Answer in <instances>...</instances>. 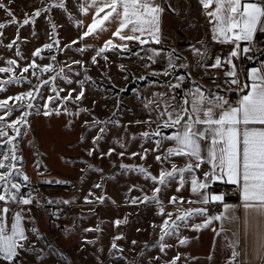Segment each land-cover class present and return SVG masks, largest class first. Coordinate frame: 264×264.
<instances>
[{
	"label": "rangeland",
	"instance_id": "obj_1",
	"mask_svg": "<svg viewBox=\"0 0 264 264\" xmlns=\"http://www.w3.org/2000/svg\"><path fill=\"white\" fill-rule=\"evenodd\" d=\"M36 2L27 6L22 0H0L6 6L0 9V23L6 25L0 29V68L10 69L0 72V101L27 92L35 97L8 100L13 106L8 115L0 109V117H4L0 123L4 125L28 113L27 123L16 125L19 134L5 127L7 135L0 136V161L6 165L0 173L14 165L7 186L0 183V194L6 196L0 201V217L5 224L15 206L27 237L14 264H171L174 259L176 264H203L191 254L179 256L184 246L180 240L189 235L187 218L177 221L178 227L161 240L160 225L164 220H175L192 210L185 208L184 200L177 196L192 195L190 190L181 188L173 192L175 195L168 194V200L177 198L174 207L165 217L161 214L153 218L148 202L162 201V197L155 195L152 199L153 194L147 192L158 183L149 175L148 136L141 133L138 163L132 155L137 146L131 135L136 132L117 122L118 115L125 113L123 101L139 91L136 85L123 92L131 79L120 63L129 64L130 57L119 58L109 51L97 55L99 47L82 52L68 47L74 40V28L72 17L66 19V9L74 6V0H64L63 8L53 6L60 0ZM38 9H44L41 15L23 24ZM7 10L15 15V24L9 22L12 17ZM53 24L58 30H53ZM45 44L52 47L45 48ZM36 49L41 50L38 56L33 55ZM46 66H50L48 71H43ZM24 68L28 71L24 72ZM10 79L15 82L7 83ZM69 94L71 98L65 99ZM8 137H14L11 143ZM13 149L16 160L12 159ZM13 183L20 186L18 192L11 188ZM10 193L17 199L8 198ZM145 196L150 199L145 201ZM21 197L32 202L19 203ZM5 208L6 213L2 211ZM117 220L122 223L116 224ZM213 239L214 233L205 228L192 240L196 245L190 243L192 248L209 250L208 264L223 261ZM0 264L9 262L0 258Z\"/></svg>",
	"mask_w": 264,
	"mask_h": 264
},
{
	"label": "crops",
	"instance_id": "obj_2",
	"mask_svg": "<svg viewBox=\"0 0 264 264\" xmlns=\"http://www.w3.org/2000/svg\"><path fill=\"white\" fill-rule=\"evenodd\" d=\"M22 1L27 6H30L37 0ZM153 2L163 9L160 14L158 42L147 33L141 36V39L147 41L145 44H141L136 40L121 41L118 37L113 36L119 20L107 22L103 31L98 30L94 34L84 37L83 33L88 30V25L92 23L95 14L96 6L92 4V0H74V6L72 5V8L68 7L66 9L68 11L66 19L70 20L72 17V27L74 28V40H70L67 46L76 48L79 52L91 47L102 48L108 40H112L116 45H127V48L109 47L106 52H113L119 58L129 56L131 59L129 64L123 65L122 61L120 63L122 71L128 79L130 78L134 81H138L143 77V82H136L132 86V89L136 85L139 86L138 95L130 98V100L123 99L125 113L118 115L119 121L117 120V122L118 124L121 122V126H128L130 130L136 132V134L131 135L132 141H136L135 144L137 146V150L133 151L136 155H132L135 156L134 160H137L138 163L140 162L139 150L141 143L139 139L141 133H149L146 145L149 155V175L150 177H159L161 171H171L173 165L176 168H184L188 163L193 165L198 163L195 158L167 155V149L176 147V142L166 137L174 136L183 130L178 125L164 127L165 122L168 121V112L179 109L181 105H184L186 99L191 100L192 93L196 89H199L209 99L219 96L227 101L231 96H235V102L231 103V105H235L242 95L247 94L249 90V88H245V85L250 86L252 83L249 79L251 69H264V37L262 36L264 31H260L258 27L255 34L261 35L260 37H255L254 34L252 41H239V47H237V44L224 41L223 37L218 34H215L216 38H214L215 20L207 15L200 0H153ZM99 4L100 0H98ZM81 8H85L87 11H81ZM214 8L215 5L213 4L209 10H214ZM55 11L60 12L58 9ZM55 29L58 30V27ZM122 34L132 35L129 29H125ZM136 35L140 34L136 33ZM245 47H248L250 51L245 53L243 51ZM234 49L237 50L238 55L231 57V52ZM196 50H198L199 54ZM259 51H261L262 55L256 58ZM217 58L223 63L221 67L214 68L212 65ZM229 58H231L232 64L226 63ZM243 59L249 61L254 59V62L243 67L240 62ZM56 62L60 65L59 54H56ZM170 64L174 65V67H169ZM232 65H235L238 84H232L231 80L233 78L226 75L232 69ZM156 76H167V78L162 79ZM216 82L222 83L223 86H218ZM177 84L180 87V95L178 97L174 94V86ZM113 86L115 88L119 87ZM242 89L243 91H241ZM184 106L191 110L190 103ZM220 111L222 109H214V114ZM215 118H218V115ZM185 119L187 118L185 117ZM255 126L260 127V125ZM195 127L200 131H206L208 128L207 125L203 124H197ZM157 131L160 132V135H156ZM211 140L212 136L209 132L207 133V139L199 141L201 144V155L205 160L207 158V150L211 147ZM157 156L161 157V159L157 160ZM113 167L115 165L111 168ZM209 170L210 165L204 162L201 163L200 168H193L191 172H185L183 174V183L181 182V174L178 172L173 177L168 178L167 183L164 185H161L158 179L154 180L159 183L155 185L156 188L160 189L155 195L162 197V201L148 202L150 215L155 218V216L163 214L165 217L167 212H170L174 207L173 205H175L174 202L167 199L168 194H173L174 191H182L181 188L190 190L192 195L185 196V198H183V195H177L184 200L185 208L197 209L204 207L206 213L203 215L193 214L187 217L189 235L185 234L184 236L187 243L180 247L182 253L179 252V256L191 254L194 258L203 261V264H208L209 250L203 251L190 246L192 242L196 245V241L192 240H196L200 232H203V229L206 228L214 233L213 243H216L215 249L217 253L222 255L223 261L216 264H228L232 256L233 248L231 245L234 240L239 241L236 244V250L240 254L235 258L233 264H264V250L261 249V244L264 243V217L258 216L255 212H246L242 206L237 186L225 182L227 177L224 180L210 182L208 189L201 190L209 194V197L211 194H220L219 187L222 184L235 186L237 196L233 199L219 202L210 201L208 204L203 203L201 195L191 191L192 177L195 176L198 180H204V173ZM173 184L176 190H173ZM156 188L149 187L147 192L154 195V189ZM178 189L180 190L178 191ZM225 204L232 206L231 214L225 210ZM221 213L224 214V218L212 220L208 227L199 230L194 227ZM16 214L15 206H12L7 216V222H5L6 231H10Z\"/></svg>",
	"mask_w": 264,
	"mask_h": 264
},
{
	"label": "snow or ice",
	"instance_id": "obj_3",
	"mask_svg": "<svg viewBox=\"0 0 264 264\" xmlns=\"http://www.w3.org/2000/svg\"><path fill=\"white\" fill-rule=\"evenodd\" d=\"M201 5L206 10L209 17L214 18L215 27L213 29L214 38L215 34L222 36L224 41L232 42L237 44L239 47V41H252L254 34L257 32L259 27L260 31H264V0H200ZM92 4L96 6L95 14L93 16L92 23L88 25V30L83 33V36H89L95 32L103 31L105 24L112 20H119L118 27L113 33V36L118 37L121 41H139L141 44L147 43V41L141 39L145 33L153 36L158 42L160 14L163 9L159 5H155L153 0H92ZM215 5L214 10H209L211 5ZM98 5V6H97ZM56 7L63 8L64 0H60V3L53 5ZM6 6L0 3V9H4ZM8 15L12 17L9 21L12 24L16 23L15 15L10 11ZM41 11L44 9H38L32 13L31 17H26L23 20V24L27 25L33 22L36 17L41 15ZM81 11H87L85 8H81ZM103 13V15H101ZM6 25L0 23V29L5 28ZM53 30L55 25L53 24ZM129 29L132 35H123V31ZM139 33L140 35H136ZM83 39V37H81ZM15 43V41L13 42ZM75 43V41H73ZM12 45H9L11 47ZM45 48H51V44H45ZM109 47L127 48L126 44L116 45L112 40L105 42L104 47L99 49L97 55L105 52ZM40 49H36L33 53L34 56L40 55ZM82 51V50H81ZM199 54L198 50H196ZM245 53L249 52L250 49L245 47L243 49ZM19 55V53H17ZM238 52L234 49L231 52V57H236ZM93 63L96 62V58L93 57ZM105 59H107L105 57ZM151 59V57H150ZM9 64H14L15 61H8ZM222 61L217 58L216 62L212 67L217 68L222 66ZM226 63L232 64L231 58ZM34 65H30L33 67ZM50 66H46L43 71H48ZM169 67H174L170 64ZM10 71L8 68H0V72ZM24 72L28 71V68L23 69ZM167 74V73H166ZM227 76L232 77V84H238L236 79L235 65H232V69L226 73ZM143 77H141L142 79ZM182 79V77H181ZM249 79L252 81L251 85H245V88H249L247 94L242 95L241 99L235 104L231 105L228 101L224 100L223 97H215L209 99L204 96L199 89H196L192 93L191 100H185L184 105L191 104V110L181 105L179 109H174L168 112V121L165 122L164 127L169 126H180L183 130L178 132L174 136L166 137L167 139L174 140L176 147H170L167 149L168 156H187L195 158L198 163L193 165L192 163L186 164L184 168H176L173 165L172 170L165 172L161 171L159 177H151L153 180L159 181L161 185L167 183V179L173 177L177 172L181 174L183 183V174L185 172H191L193 168H200L201 163L207 162L210 165V170L204 173V180H198L195 176L191 180V191L195 194L203 197V203L208 204L211 202H219L223 200L222 194H209L202 192L201 190L208 189L210 182L217 180H224L225 182L231 183L237 186L239 189L240 199L242 201L243 208L247 211L255 212L258 216L264 217V69H251L249 73ZM12 79L7 83H13ZM47 84L48 81H43ZM174 87H179V84ZM2 88V84H0ZM38 90V88H37ZM243 91V89L241 90ZM83 95L81 92L80 96L76 99L79 100ZM32 96L31 92L23 93L16 97H9L6 100L0 101V109H5V114L8 115L13 111V106L9 105L8 100L20 101L23 97ZM69 97L65 99H70ZM53 97H49L52 100ZM28 107H32L31 104ZM47 108V104H45ZM214 109H222L219 113L214 114ZM49 113L46 111L45 115ZM28 113H23L22 116L12 121L11 124L4 125L0 123V136H6L4 128H13L19 134V128L17 124H26V116ZM218 115V118H215ZM185 117L187 119H185ZM4 117H0V121H3ZM197 124L207 125L206 131H200L195 126ZM255 125H260L256 127ZM211 133V147L207 150V158L201 155V139H207V133ZM144 136H148L149 133H143ZM156 135H160L157 131ZM14 137H8V143L13 141ZM159 143V142H158ZM12 159L16 160L18 157L15 155V150H12ZM91 154V153H90ZM133 155H136L133 153ZM8 157L5 156V159ZM143 158V157H142ZM157 160L161 157L157 156ZM6 165L3 161H0V168H5ZM8 171L0 173V183L5 186L10 182L12 175V169L14 165H8ZM144 172V169H140ZM28 179L27 176L24 177ZM98 187V185H97ZM11 188L19 191L20 186L18 184H11ZM7 191V187H6ZM160 189H154L155 193L159 192ZM179 191V189H178ZM8 198L16 200L17 197L14 194H9ZM6 196L0 194V201H4ZM150 198L145 196L144 200L147 201ZM176 197H173L171 202L176 201ZM22 204L31 203V199L21 197L18 201ZM135 203V201H133ZM64 203H68L65 201ZM224 208L231 214L232 206L225 204ZM3 212H8L5 208ZM163 211V210H161ZM206 213V209L197 208L185 212L183 215L177 216L175 220H164L161 228V240L165 236L171 235L172 231L178 227L177 221H183L188 216L193 214L203 215ZM171 214H169L170 216ZM224 218V214L213 216L206 220L202 224H197L194 227L199 230L208 227L212 220H221ZM22 217L19 213L16 214L14 222L11 224L10 231H6L3 217H0V258L8 261L9 264H14L15 258L19 255L18 249H23L24 244L22 241L26 240L24 229L21 226ZM122 221L117 220L116 224H120ZM35 231V229H33ZM116 237L115 239H119ZM135 243V241H133ZM181 244L187 243L186 239L180 240ZM238 240H234L231 247L233 248L232 256L228 261V264H233L235 258L240 254L236 250V244ZM113 248H116V244L113 243ZM261 249L264 250V243L261 244ZM31 250V249H29ZM163 251V246L161 247ZM177 257L176 259H178ZM211 259V256L209 257ZM171 264H176L175 259Z\"/></svg>",
	"mask_w": 264,
	"mask_h": 264
},
{
	"label": "built area",
	"instance_id": "obj_4",
	"mask_svg": "<svg viewBox=\"0 0 264 264\" xmlns=\"http://www.w3.org/2000/svg\"><path fill=\"white\" fill-rule=\"evenodd\" d=\"M235 99V96H231L227 101L229 104H231L235 102ZM219 192L223 195V200L233 199L237 196V190L235 186L229 184H222L219 187Z\"/></svg>",
	"mask_w": 264,
	"mask_h": 264
},
{
	"label": "trees",
	"instance_id": "obj_5",
	"mask_svg": "<svg viewBox=\"0 0 264 264\" xmlns=\"http://www.w3.org/2000/svg\"><path fill=\"white\" fill-rule=\"evenodd\" d=\"M260 36H261V35H259V34H255V37H260ZM262 36L264 37V35H262ZM261 55H262V53H261V51H259V53H258V55H257L256 58L261 57ZM256 58H254V59H256ZM254 59H253L252 61H249V60H247V59H246V60L243 59V60H241L240 62H241V64H242V66L245 67L246 65H249V64L253 63V62H254ZM147 78H152V77H147ZM134 82L142 83V82H143V79H140V80H138V81H134ZM134 82H133V80L127 82L125 88L123 89V92H127L128 89L131 88V87L135 84ZM179 90H180V87H175V88H174V94H175L176 97H178V96L180 95V94H179ZM233 95H235V94H233Z\"/></svg>",
	"mask_w": 264,
	"mask_h": 264
},
{
	"label": "water",
	"instance_id": "obj_6",
	"mask_svg": "<svg viewBox=\"0 0 264 264\" xmlns=\"http://www.w3.org/2000/svg\"><path fill=\"white\" fill-rule=\"evenodd\" d=\"M156 77H158V78H162V79L167 78V76H156Z\"/></svg>",
	"mask_w": 264,
	"mask_h": 264
}]
</instances>
